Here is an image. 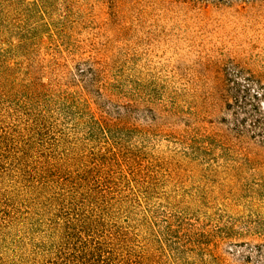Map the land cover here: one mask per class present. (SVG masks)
I'll use <instances>...</instances> for the list:
<instances>
[{
    "label": "rangeland",
    "instance_id": "374dc122",
    "mask_svg": "<svg viewBox=\"0 0 264 264\" xmlns=\"http://www.w3.org/2000/svg\"><path fill=\"white\" fill-rule=\"evenodd\" d=\"M231 64L264 79V0H0V135L39 120L37 152L126 161L136 264H264V145L230 132ZM16 167L0 153V264H35Z\"/></svg>",
    "mask_w": 264,
    "mask_h": 264
},
{
    "label": "trees",
    "instance_id": "16d2710c",
    "mask_svg": "<svg viewBox=\"0 0 264 264\" xmlns=\"http://www.w3.org/2000/svg\"><path fill=\"white\" fill-rule=\"evenodd\" d=\"M86 74L79 70L82 82ZM219 80L230 132L237 141L248 139L264 145V79L231 64L221 68ZM98 124L103 130L100 120ZM34 125H26L11 137L3 132L0 153L18 164L15 170L24 188L40 207L36 216L42 218L44 231L35 264H136L129 238L113 215L116 206L127 202L121 195L123 184L126 193L134 189L128 163L115 152L107 159L102 154H58L44 147L37 152L42 143L36 141L40 121Z\"/></svg>",
    "mask_w": 264,
    "mask_h": 264
}]
</instances>
